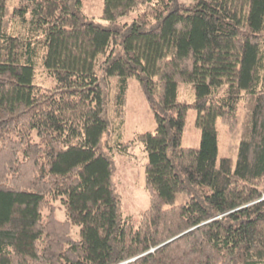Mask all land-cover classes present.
Wrapping results in <instances>:
<instances>
[{"label": "trees", "instance_id": "obj_1", "mask_svg": "<svg viewBox=\"0 0 264 264\" xmlns=\"http://www.w3.org/2000/svg\"><path fill=\"white\" fill-rule=\"evenodd\" d=\"M102 17L0 0V264H264V0H104ZM132 77L157 121L134 137ZM190 107L198 147L182 144ZM138 143L135 218L113 175Z\"/></svg>", "mask_w": 264, "mask_h": 264}, {"label": "rangeland", "instance_id": "obj_2", "mask_svg": "<svg viewBox=\"0 0 264 264\" xmlns=\"http://www.w3.org/2000/svg\"><path fill=\"white\" fill-rule=\"evenodd\" d=\"M188 1V0H186ZM104 0H82V11L89 18L104 27H113L114 23L102 17ZM132 14L119 18L121 31L128 26L124 22H130ZM40 79V75L37 80ZM54 84V82H52ZM144 86L141 81L132 77L129 82L128 105L125 121V135L134 137L137 133L153 131L157 126L154 111L145 96ZM198 112L190 107L186 118L182 144L198 147L201 143V127L197 124ZM219 128V156L230 153L232 134L228 127L218 121ZM148 160L147 152L142 143H138L131 154H118L114 157V184L115 191L121 199L120 209L123 215H133L140 218L143 211L150 204V195L144 185L145 166ZM56 216L66 218V212L60 207V200L55 202ZM72 235L80 236L79 226L74 225Z\"/></svg>", "mask_w": 264, "mask_h": 264}]
</instances>
